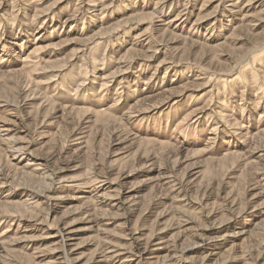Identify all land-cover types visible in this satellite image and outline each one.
<instances>
[{"label": "rangeland", "instance_id": "374dc122", "mask_svg": "<svg viewBox=\"0 0 264 264\" xmlns=\"http://www.w3.org/2000/svg\"><path fill=\"white\" fill-rule=\"evenodd\" d=\"M0 264H264V0H0Z\"/></svg>", "mask_w": 264, "mask_h": 264}]
</instances>
